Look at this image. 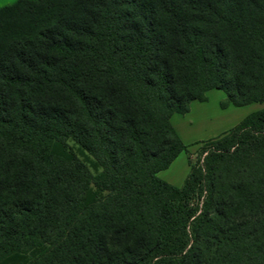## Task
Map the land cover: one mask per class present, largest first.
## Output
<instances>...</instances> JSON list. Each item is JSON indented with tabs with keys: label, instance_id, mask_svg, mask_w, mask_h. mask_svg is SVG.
Segmentation results:
<instances>
[{
	"label": "trees",
	"instance_id": "obj_1",
	"mask_svg": "<svg viewBox=\"0 0 264 264\" xmlns=\"http://www.w3.org/2000/svg\"><path fill=\"white\" fill-rule=\"evenodd\" d=\"M213 88L264 103V0L1 6L0 264H264V107L204 171L170 122Z\"/></svg>",
	"mask_w": 264,
	"mask_h": 264
},
{
	"label": "rangeland",
	"instance_id": "obj_2",
	"mask_svg": "<svg viewBox=\"0 0 264 264\" xmlns=\"http://www.w3.org/2000/svg\"><path fill=\"white\" fill-rule=\"evenodd\" d=\"M14 1L16 0H0V7ZM262 107H264V103L259 102L235 106L227 100L222 90L213 88L206 92L204 101H191L188 112L183 114L174 112L171 115V122L179 131L182 140L188 144V153L192 165L200 166L204 171L203 157L207 149V144L204 141L221 134L238 123L249 112ZM66 143L70 151L83 161L92 173L95 174L99 171L100 168L94 158L77 142L69 138ZM187 164V156L182 151L168 168L157 173V175L161 178L165 175L169 181L175 178L181 180L186 174ZM197 205L200 207V200H198Z\"/></svg>",
	"mask_w": 264,
	"mask_h": 264
},
{
	"label": "crops",
	"instance_id": "obj_3",
	"mask_svg": "<svg viewBox=\"0 0 264 264\" xmlns=\"http://www.w3.org/2000/svg\"><path fill=\"white\" fill-rule=\"evenodd\" d=\"M209 90H210V89H209ZM207 91H208V90H207ZM207 91H206V92H207ZM205 99H206V93H205ZM205 99H204V100H205ZM204 100H203V101H204ZM192 101H193V100H192ZM187 112H188V111H187ZM170 122H171V117H170ZM171 124H172V122H171ZM172 126L174 127V129H175L176 132L178 133L180 139L182 140V138H181V136H180V134H179V131L176 129V127H175L173 124H172ZM182 141H183V140H182ZM183 142H184L185 144H187V142H185V141H183ZM181 153H182V152H180L179 154H181ZM179 154H178L176 157H178ZM176 157H175V158H176ZM175 158H174V159H175ZM173 161H174V160H173ZM173 161H172V162H173ZM172 162H171V163H172ZM171 163H170V164H171ZM169 166H170V165H169ZM169 166H168V167H169ZM168 167H167V168H168ZM163 170H165V169H163ZM163 170H160L158 173L163 172ZM188 171H189V166H188V164H187L186 174H185L184 178H182L181 180H179L178 178H175V179H173L172 181H169L168 178H167L165 175H163L162 178H161V177H160V178L163 179V180H165L166 182H168V183L174 185V186H181L182 183H183V181H184V179H185V177H186V175H187V173H188Z\"/></svg>",
	"mask_w": 264,
	"mask_h": 264
}]
</instances>
